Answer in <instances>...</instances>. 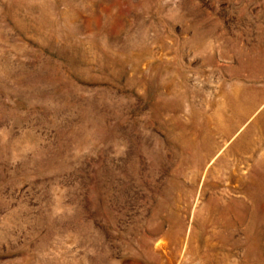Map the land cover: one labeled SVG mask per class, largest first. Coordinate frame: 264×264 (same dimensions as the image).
<instances>
[{
  "label": "rangeland",
  "instance_id": "rangeland-1",
  "mask_svg": "<svg viewBox=\"0 0 264 264\" xmlns=\"http://www.w3.org/2000/svg\"><path fill=\"white\" fill-rule=\"evenodd\" d=\"M0 264H264V0H0Z\"/></svg>",
  "mask_w": 264,
  "mask_h": 264
}]
</instances>
